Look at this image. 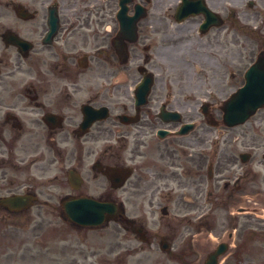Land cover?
I'll use <instances>...</instances> for the list:
<instances>
[{"label": "flooded vegetation", "instance_id": "flooded-vegetation-1", "mask_svg": "<svg viewBox=\"0 0 264 264\" xmlns=\"http://www.w3.org/2000/svg\"><path fill=\"white\" fill-rule=\"evenodd\" d=\"M262 51L264 0H0V202H31L0 223H58L100 179L119 216L90 264H202L220 243L256 264L264 108L228 128L222 102Z\"/></svg>", "mask_w": 264, "mask_h": 264}, {"label": "water", "instance_id": "water-1", "mask_svg": "<svg viewBox=\"0 0 264 264\" xmlns=\"http://www.w3.org/2000/svg\"><path fill=\"white\" fill-rule=\"evenodd\" d=\"M258 65H262L258 69ZM264 105V57L246 75L243 88L233 94L225 103L224 122L233 126L244 122L249 116ZM111 180H120L122 171L111 169ZM120 185V184H118ZM114 211L110 203H102L90 198H77L65 206L66 217L82 225H98L105 215ZM223 251H215L208 257L206 264H216V258Z\"/></svg>", "mask_w": 264, "mask_h": 264}, {"label": "rangeland", "instance_id": "rangeland-1", "mask_svg": "<svg viewBox=\"0 0 264 264\" xmlns=\"http://www.w3.org/2000/svg\"><path fill=\"white\" fill-rule=\"evenodd\" d=\"M230 84L236 85L237 82L230 81ZM227 92H230V90H227ZM91 161L85 162L86 165L89 164ZM86 169V168H85ZM106 183L101 181L100 179H97L96 182L90 187L91 190H89V194L92 196L100 197L102 199H105L108 197V194H110V197L112 200L119 201L120 199V193L119 192H111L107 193L108 190L105 192ZM49 226L48 233L51 234L50 238L47 240H44L42 244L36 248V253H43L47 251L48 249L52 248L57 249L61 248L62 251V264H88L89 259L82 263L81 261L83 258H80L79 252L74 248L75 244H81L84 249L85 253H89V250L91 248H94L95 246H92L99 235L103 232H90L88 229L83 228H76L75 226H71L70 224H50L46 225L45 227ZM27 226L21 225L16 226L15 229L23 231L21 234H25ZM7 232V225L3 224L0 225V240L4 233ZM8 235V234H7ZM50 239V240H49ZM10 248L9 242H0V260L5 261L6 257H2V253L4 251H7L5 249ZM64 257V258H63ZM79 259V261H77ZM262 262L264 261V258H261Z\"/></svg>", "mask_w": 264, "mask_h": 264}]
</instances>
